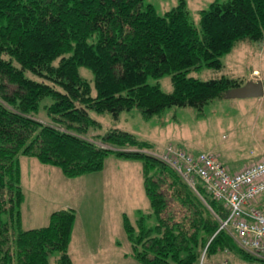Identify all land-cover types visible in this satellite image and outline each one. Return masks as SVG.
Here are the masks:
<instances>
[{
  "label": "trees",
  "instance_id": "trees-1",
  "mask_svg": "<svg viewBox=\"0 0 264 264\" xmlns=\"http://www.w3.org/2000/svg\"><path fill=\"white\" fill-rule=\"evenodd\" d=\"M144 1L0 0V264H49L55 251L61 254L58 264H72L74 209L52 212L47 226L22 228L20 157H36L75 177L103 169L110 152L142 159L153 212L148 216L155 223L141 217L137 232L127 226L142 264H198L205 250V259L231 253L246 264L264 263L220 230L219 217L227 210L202 184L204 200L155 154L113 151L82 137L95 123L89 110L118 117L138 108L149 117L190 106L201 114L206 104L247 83L226 75L203 81L188 72L203 64L221 70L222 55L239 42L262 40L264 0L217 1L201 12L200 30L185 0L163 16ZM81 65L95 75L96 97L79 72ZM26 71L44 80L27 77ZM165 74L172 77V92L148 83L149 76ZM48 97L51 121L45 123L35 116ZM101 140L122 148L139 143L117 128ZM164 183L183 213L173 208Z\"/></svg>",
  "mask_w": 264,
  "mask_h": 264
},
{
  "label": "rangeland",
  "instance_id": "rangeland-1",
  "mask_svg": "<svg viewBox=\"0 0 264 264\" xmlns=\"http://www.w3.org/2000/svg\"><path fill=\"white\" fill-rule=\"evenodd\" d=\"M191 22L201 29V12L217 1L185 0ZM153 4L159 15H165L180 4V0H145ZM91 39V38H90ZM89 39V40H90ZM92 41V40H90ZM223 68L214 70L205 64L193 69L188 76L200 80L223 75L264 82V38L259 41L239 42L222 55ZM82 77L91 86V96H97L95 75L87 66H79ZM27 77L43 81L40 76L26 71ZM148 83L159 85L165 92L174 90L172 77L149 76ZM45 98L35 118L50 123L45 106L52 104ZM95 123L82 137L104 148L117 151H141L162 154L169 147L197 155L213 152L223 166L236 173L264 157V96L253 98H217L204 106L203 112L190 106H172L153 116H145L138 108L122 111L118 117L111 112L89 110ZM130 132L139 143L132 147H114L101 139L112 129ZM20 171L24 203L22 228L47 226L51 213L72 208L76 221L68 247L72 264H142L134 256L133 243L127 226L139 230V220L146 217L154 225L150 199L141 158L124 157L110 152L99 171L68 177L61 168L44 164L36 157L22 155ZM170 182L169 180H166ZM167 183V182H166ZM164 183L173 208L183 213V206L173 191ZM60 252L49 256V264H58ZM230 264H246L235 254L220 253ZM213 257L206 258L212 264Z\"/></svg>",
  "mask_w": 264,
  "mask_h": 264
},
{
  "label": "built area",
  "instance_id": "built-area-1",
  "mask_svg": "<svg viewBox=\"0 0 264 264\" xmlns=\"http://www.w3.org/2000/svg\"><path fill=\"white\" fill-rule=\"evenodd\" d=\"M157 157L194 191L199 193L202 184L211 197L221 201L227 214L219 217L220 230L244 251L264 260V157L236 173H230L213 152L194 155L169 147ZM198 264H206L205 252Z\"/></svg>",
  "mask_w": 264,
  "mask_h": 264
},
{
  "label": "water",
  "instance_id": "water-1",
  "mask_svg": "<svg viewBox=\"0 0 264 264\" xmlns=\"http://www.w3.org/2000/svg\"><path fill=\"white\" fill-rule=\"evenodd\" d=\"M231 98H253L264 96V82L262 80H251L238 87L228 90L225 94Z\"/></svg>",
  "mask_w": 264,
  "mask_h": 264
},
{
  "label": "crops",
  "instance_id": "crops-1",
  "mask_svg": "<svg viewBox=\"0 0 264 264\" xmlns=\"http://www.w3.org/2000/svg\"><path fill=\"white\" fill-rule=\"evenodd\" d=\"M213 259L211 260L212 264H228L230 263L228 259H225L224 256H212Z\"/></svg>",
  "mask_w": 264,
  "mask_h": 264
}]
</instances>
